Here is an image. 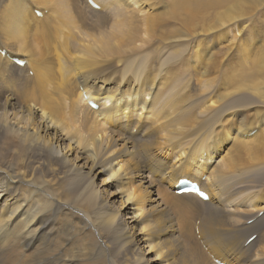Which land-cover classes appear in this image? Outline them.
<instances>
[{
	"label": "bare ground",
	"instance_id": "6f19581e",
	"mask_svg": "<svg viewBox=\"0 0 264 264\" xmlns=\"http://www.w3.org/2000/svg\"><path fill=\"white\" fill-rule=\"evenodd\" d=\"M31 1L0 0V38L6 48L0 49V264L10 260L2 258L8 257V251L15 258L18 249L32 253L33 264H97L99 260L108 264L105 257L117 263L116 254L131 264H215L216 259L233 264L230 256L217 252L219 246L211 249L204 243L217 237L218 231L249 246L242 264H264V199L258 198L264 188L255 189L264 181V112L255 115L260 118L250 128L236 114L238 108L254 105L264 110V70L258 67L264 64V49L240 65L242 71L232 69L220 82L206 78L199 92L193 88L195 78L213 77L218 65L211 59L222 49L208 60L206 46L194 53L188 42L204 36L227 41L224 48L230 51L237 40L230 27L240 19H252L264 0H169L170 9L155 17L148 15L155 8L154 0H91L97 8L84 0L100 16L82 0H67L77 17L72 27L76 31L69 33L80 41L69 57L68 44L62 49L59 44L51 46V40L47 45L40 41V34L52 39L61 32L62 20L52 10L32 8L35 1L49 5L59 0ZM125 8L131 16L124 29L119 13ZM35 9L43 12L42 18ZM29 12L41 23L38 33L25 18ZM133 19L141 29L131 27ZM158 24L173 28L159 31ZM60 37L67 41L63 33ZM155 39L152 52L160 55L167 50L173 59L188 50L189 60L180 70L168 59L151 62L150 49L139 52L140 44L149 46ZM167 44L170 48H165ZM116 55H124L125 60L115 59ZM199 55L204 57L196 61ZM52 57L55 61L49 66L45 61ZM15 60L26 64L19 67ZM71 62L76 69L70 77L68 71L64 90L61 78ZM14 72H18L15 79ZM13 82L20 90L14 98L9 93ZM184 82L187 89H180ZM158 86L171 88L158 98L161 111L156 115L166 133L160 135L154 123L143 139L134 142L144 115H154L146 109ZM47 87L45 96L37 100ZM74 89L79 94L83 89L81 98ZM52 90L57 95L54 104L64 113L44 108ZM80 99L92 100L98 108L86 103L89 110L80 111ZM252 133L259 136L252 138ZM172 165L178 174L163 178L162 167L168 170ZM102 177L107 178L98 182ZM68 180L74 187L63 196L62 185ZM180 180L197 183L208 202L197 194L179 195ZM106 185L115 191L106 194ZM198 204L205 206L199 216ZM260 214L263 217L258 218ZM240 225L245 227L239 229ZM62 226L66 228L58 230ZM78 229L88 233L84 243H78ZM255 235L257 240L248 244ZM70 242L74 245L68 247ZM93 243L103 255L91 257Z\"/></svg>",
	"mask_w": 264,
	"mask_h": 264
},
{
	"label": "rangeland",
	"instance_id": "374dc122",
	"mask_svg": "<svg viewBox=\"0 0 264 264\" xmlns=\"http://www.w3.org/2000/svg\"><path fill=\"white\" fill-rule=\"evenodd\" d=\"M1 1L3 3H7L9 0H1ZM24 1H26L27 4H28V1H31V0H24ZM51 1H53V0H51ZM82 1L84 2V0H82ZM104 1H109V2H113L114 3V0H104ZM55 2L56 3H51L49 5H45L43 3H40L39 1L38 2L35 1L32 4L33 5L32 8L36 7V8H39V9H44L45 12H47L49 10H52L54 13H56L57 17L62 20V24L64 25L63 30L61 32H58L52 39H49L45 34H40V41L47 45V44H49V42L51 40V41H53V44L51 46H53L55 44H59L60 48H62V49H63L64 46H67V44H68L69 49H68V51L66 50V54H67V57H69L70 55H68V52L73 54L75 52V49L78 46H80V41L75 40V37H73L69 33L70 31L74 32L73 30H75V29L72 28V27L75 26L76 21H77V17H76V14L73 13L74 11L72 10V8L69 7V3H68L67 0H59V1H55ZM155 2H156V4H155ZM61 4H62V6H61ZM154 4H155V8L154 9H149L148 10V15H152V16L155 17L156 15H160L162 13H165L167 10L170 9L169 5H167V4H169V0H154ZM44 5L47 6V8ZM84 5H85V7H88V10L91 11L95 16L102 15L101 12H94L93 10H91V8L87 5V3L84 2ZM41 6H43V7H41ZM34 11H35V13H36L38 18H42L41 14L40 15L37 14V12H36V11H38L37 9H35ZM41 13H43V12H41ZM106 14H107V12L105 11V15ZM119 14H121V16H122L121 19H119V21L122 23L123 28L125 29L126 28V23L124 24V22H127L126 19L130 18L129 16H131V14L129 13V10H127L126 8H125V10L123 12H120ZM139 14L140 15H145V14H142V13H139ZM45 15L47 16L48 14H45ZM25 18H27L31 22V24L34 25L33 26V28H34L33 32H37L38 33L39 29H37V28H39V26L41 24L40 21L39 22H35L37 20L32 19L30 12L28 14H26ZM172 26H173V24H158L157 25V27L160 28V29H158L159 31H163V30H166V29H171V28H173ZM131 27H134L137 30V29H141L142 25H140L138 20H134L133 19ZM230 29H231L230 35L231 36L234 35V36L237 37L235 45L232 46V49L230 51H228L226 48H224L226 45H228L227 41H217V40H213V39H210V38H207V37H204V36H199V37H196V38L188 41L189 43H192V46L194 45L193 46V52L194 53L197 52L202 46H206L207 48H206V50H204V53L206 51L207 52L204 54V56L208 60L211 59L213 53L219 51V49H222L221 50L222 54L220 56L211 59L212 63L218 65L217 72L213 75V77H202L200 74H198L199 76L202 77L203 80L201 81V79L197 77V78H195V81H194V77L190 74L189 79H191V81H194L193 88H197L199 90V92H201V89L203 88V85L201 84V82L207 81L206 78H208V80L215 78V82H220V81H222L225 78V75H227L232 69L234 70V72L237 71V70L238 71L241 70L239 68L240 65H244L245 66L250 61L255 59V57L259 55V52L262 49H264V3L261 6H259V8L256 10V13H255V15L253 16L252 19H248V18L240 19L239 22H237V23H235V25L231 26ZM61 33H63V35L66 37L67 41H64L60 37ZM157 37L159 38V36H157ZM1 40H3V39L0 38V49H2V51H6V48L2 44ZM157 41H158V39H155L154 41H152V43L149 46L140 44V46H143V47H142V49L139 52H143V51H146L147 49H150L148 55L150 57V61L151 62H157L158 60H167L168 59V63L174 64L176 62V65H178L177 66V70H180L181 64L186 62L187 60H189V58L191 56V52H189L188 50H187L186 53H182L178 58H173V59H170L171 55H169L167 50L165 52L161 53L160 55H158L157 52H152V50L156 49V47H157ZM207 41H211L212 42L211 43L212 46H211V44H208ZM215 42H218V44H215ZM170 46H171L170 44H167L165 46V48H170ZM210 49L212 51H210ZM173 50L174 49H171L169 52H173ZM204 56L203 55L196 56V61L200 60V58L204 57ZM18 57H20L23 60H25V57H22V56H18ZM114 58L117 59V60H122V61L125 60V56L124 55H116V56H114ZM2 60L4 62V58ZM5 60H7V59H5ZM100 60H103V57L101 59H99V61ZM53 61H55V57H52L51 59H49V60H47L45 62L49 66H52V62ZM193 62L194 61H191L190 64H192ZM39 63H40L41 66H47L44 62L39 61ZM258 67L262 68L264 70V64L259 65ZM57 68H60V66L57 67ZM72 69H76L74 67L73 62H71L70 66L68 65L66 74L63 75L62 78H61L63 80V82H62V84L60 86L64 87V90H65L64 84H65V82L67 80L68 71L70 72V74H69V77H70ZM53 72H54V70L50 72V77L51 78L53 76ZM2 74H3V70L0 71V75H2ZM17 75H18V72L12 73V78L15 79ZM182 76H184V75H182ZM186 77H188V75ZM258 78H260V77H258ZM170 80H171V78H170ZM55 82H56L55 85L56 84L59 85V80H56ZM185 83L186 82H184L183 84L185 85ZM85 84L89 86V84H87V83H85ZM55 85H54V87H55ZM184 85L180 89H182V88L183 89H187L186 88L187 87V83H186L185 87H184ZM12 87H13V91L14 92L13 91H9V93L11 94L12 98H14L15 93L16 92L20 93V90H19V87L17 86L16 82L12 83ZM89 87H91V86H89ZM166 87H163L164 89H162V90L160 89L159 86L157 87V96L153 97L152 102L150 101V97H149L148 102L150 103V106H149L150 109H146V110L150 111L154 115L150 116V113L148 115H144L146 118L142 119V121H141V123H140V125H139V127L137 129V130H140L139 133L136 134V136H134V138H132L134 140V142H137V141L143 139L144 136L146 135L145 134L146 130L151 125H153L154 123H155L156 127L159 128L158 129L159 132L160 131L162 132L160 135L166 133V132H164L162 130V127L158 124L161 121V119L156 120V115H158L159 112L161 111V108L159 106V104L161 102L158 101V98L161 97L162 94L168 93L171 90V88H167L166 89ZM48 88L49 87H47L43 93H40V98H38L37 100H40L41 96H45V93L48 91ZM91 89L94 90L93 87H91ZM74 90L76 91L77 95L81 98V94L78 93V89H74ZM93 90H92V92H93ZM51 92H52L50 94L51 100H50V97H49L48 99L50 101L47 100V102H45L46 104H44V106H45L44 108H48V109H51V110L54 109L56 112H59V113L63 112L64 113V111H60L59 107L56 104H54V101H57V99H56L57 95H55L56 92L54 90H52ZM54 96H56L55 99L53 98ZM94 97H95V94L93 92L91 98H94ZM132 103H133V100H132ZM53 105H55L56 107H54ZM261 106L262 105H254L251 108H238L236 110V114L237 113L240 114L241 115V122L243 124L248 123L247 126L250 128V125L252 124V122H258L257 120L260 118V116H258V118L256 119L255 115L260 113V112H262V111L264 112V110L261 109ZM57 108H58V111L56 110ZM61 109H62V107H61ZM79 110L80 111L89 110V107H86V103H84V101L81 100V99H80V104H79ZM234 115L232 116V118L234 117ZM76 124H77V126H79V122H77ZM261 129H262V127H261ZM260 132L262 134V130ZM129 135H132V134L129 133ZM257 135H258L257 133H254V134L250 135V137L256 138ZM123 136L126 139H130L129 137H126L125 134H123ZM260 138H262V136H260L258 139H260ZM241 140L245 141L246 138L244 137ZM14 146H17V144H14ZM226 151L224 152L225 154H226ZM224 153L221 156L222 158L225 156ZM15 157L18 158V154H16ZM204 158H206V156H204ZM159 160L160 161H164L162 159H159ZM154 162H155V159H153V162H152L151 166L154 165ZM166 162H169V161H166ZM160 165H163V163H161ZM151 166H147V168H149ZM176 173H177V171L173 167V165H172V167H169L168 170H166L165 167H162V170H161V174H162L163 178H165V179H171L174 175H176ZM0 176H1V173H0ZM106 178L107 177H102V178H100L98 180V182L103 180V179H106ZM7 179L9 180V178H7V176H6V178H5L6 183H7ZM67 182L68 183H64L62 185V187L64 188V192L62 194L63 196H66L67 194H69L70 193L69 191H71V193H72V190H73V187H74V186H71V184H70L71 180H68ZM263 183H264V181L261 184H258L259 188L256 187L255 189L257 191H259L260 189L262 190L264 188V184ZM69 184H70V186H69ZM68 186L70 187V189H69ZM163 186H166V184H163ZM106 187H107V185H106ZM159 187H161V186H159ZM107 189H108V192L106 194H108V195L111 192L115 191V189H109L108 187H107ZM255 189L253 191L254 192L253 195L256 196V195L259 194L258 195L259 197L258 196L257 197L261 198V196H262V198L264 199V195H262L264 190H262L263 192L261 194L260 193L261 191L259 193L256 191V193H255ZM204 207L205 206H203L201 204H198L197 216H199L201 214V211L203 210ZM60 216H61V214H60ZM90 216H93V214H91ZM93 217L95 218L97 216L94 215ZM261 217H263V216H261ZM94 218H93V220H94ZM61 219L65 220L63 218H61ZM75 220L77 221V219H75ZM256 222H254L253 224H255ZM253 224H251V225H253ZM244 227H245L244 225H240L238 228L239 229H243ZM62 228L65 229L66 227L62 226L61 228H58V230L63 231ZM217 230H218V228H217ZM78 231H81V230L78 229L77 232ZM85 232H83V231L78 232V238H79L78 239V243H81V242L84 243V241L86 240L85 238H87L88 233L87 232L85 233ZM218 233H219V231H218ZM218 233H217V237L209 238L208 240H206L205 242L203 241V242L211 249H214V247L219 246V248L217 249V252L219 254H221V255L225 254V255L230 256L232 258V263L233 264H242V262L244 260L243 254L248 249L249 246L245 247V246L239 244L233 237L223 236V232H221L220 235ZM257 236H258V234H257ZM91 240L93 241L94 239L92 238ZM71 242L67 245L68 247L74 245ZM196 243L199 246L197 241H196ZM16 244H19V243H17V242L13 243V245H16ZM94 245H95V247H94ZM67 246H65V247L67 248ZM200 246H199V248H200ZM91 247L93 248L92 253H90L92 258H97V257L103 255V253L101 252L102 249L100 248L99 245H96V243H93V245H91ZM53 248H57L56 245H54ZM66 248L65 249L63 248L61 250L64 251V250H66ZM201 248H202V246H201ZM22 250L23 249H18L16 251L15 258L12 257V255H10V254H12V252L8 251V253H10L9 255L7 254L8 257H6V255H5L2 258H10V260H7L6 262L5 261L4 262L1 261L2 264H5V263L6 264H11V263L12 264H33V261L31 260V254L32 253H23ZM116 250H115V252H116ZM202 250H203V248H202ZM254 252H256V249L254 251H252L251 253L254 254ZM205 255L207 256L206 253H205ZM105 258H106L108 264H121V262L124 263V264H131V262H128L129 260H125L124 259V256H122V255L119 256L118 254H116V262L117 263L111 261L107 257H105ZM177 258L178 257H174L173 261H176ZM101 259H103V258H101ZM121 259H123V260H121ZM101 261L102 260L97 261V264H100ZM134 264H139V263H134Z\"/></svg>",
	"mask_w": 264,
	"mask_h": 264
}]
</instances>
